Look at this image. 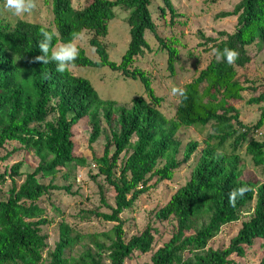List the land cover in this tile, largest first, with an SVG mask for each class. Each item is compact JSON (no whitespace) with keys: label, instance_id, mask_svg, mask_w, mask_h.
<instances>
[{"label":"trees","instance_id":"1","mask_svg":"<svg viewBox=\"0 0 264 264\" xmlns=\"http://www.w3.org/2000/svg\"><path fill=\"white\" fill-rule=\"evenodd\" d=\"M150 1L86 0L82 9L75 10L71 0H42L51 8L52 26L24 20L11 26L0 20V150L14 142L19 148L13 153L24 150L39 160L19 186L15 178L20 176L22 162L0 173V187L7 180L11 182L7 198H0V264H43L46 257L49 264H105L102 256L107 257L108 264H124L133 254L151 252L158 231L148 224L141 234L126 242L120 216L156 185L173 181L175 172L195 154L199 143L192 141L184 146L182 160L177 159L182 146L177 133L183 127H209L211 133L189 180L152 213L159 223L173 220L175 232L146 264H232V256L243 258L248 249L255 248L262 249L259 264H264V183L244 175V160L238 154L247 142L245 156L263 171L264 178V141H247L252 132L264 126V90L238 75V69H245L253 60L248 48L264 50V0H235L231 11L216 15V20H237L233 33L218 32L216 37L200 33L198 46L211 52V59L184 85V95L179 94L171 119L160 112L162 99L155 95L147 73L133 66L144 50H150L145 40L148 32L157 41L158 50L166 52L167 70L170 77L175 76L179 42L174 36L163 38L158 34L148 8ZM159 1L156 13L162 20L168 14L172 28L181 15L171 0ZM115 8L129 13V43L119 63L110 61L98 40L108 36ZM41 29L54 34L50 51L59 44L72 43L83 32H92L89 45L98 61H92L78 48L74 67L108 68L138 81L149 101L139 96L129 109L118 107L114 101L102 100L88 80L75 77L69 69L58 73L54 63L35 61L41 55L37 46L43 39ZM225 48L238 53L234 63L217 60L213 50L222 52ZM249 91L257 95L247 103L263 105L258 121L251 127L240 121L236 109L243 101L242 94ZM101 119L109 134L103 132ZM82 120H87L90 128L89 146L105 137L101 156L92 161L96 177H102L113 188L115 197L114 207L107 206L109 213L81 210L78 218L102 220L114 226L109 232L89 235L85 240L61 222L59 239L46 253L49 245L42 228L51 220L39 203L55 191L70 192V186L54 184L58 174L68 181L71 167L86 166L84 158L74 155L73 129ZM46 179L48 184L41 182ZM241 186L248 191L230 203L229 193ZM99 189L101 202L106 205ZM251 203L249 220L241 224L229 245L208 248L221 228L238 222ZM55 211L60 212L57 208ZM83 242L82 253L71 255Z\"/></svg>","mask_w":264,"mask_h":264},{"label":"rangeland","instance_id":"2","mask_svg":"<svg viewBox=\"0 0 264 264\" xmlns=\"http://www.w3.org/2000/svg\"><path fill=\"white\" fill-rule=\"evenodd\" d=\"M35 7L31 13L24 16H14L3 8V0H0V20L14 26L18 21L24 20L31 23L52 26L53 15L51 8L46 6L42 0H33ZM75 10L84 7L86 0H71ZM173 7L181 15L176 19L171 28L169 26V15L162 20L157 15V10L161 3L159 0H151L148 6L157 25L158 34L165 38L174 36L179 45L176 47L179 57L175 66V76L170 77L167 70V54L158 50V43L150 33L145 34V40L149 51L144 50L141 57H138L134 67L147 73L151 87L157 97L162 99L160 112L171 119L175 112L179 94L173 95L172 89H183L184 85L189 83L198 73L203 70L211 59V52H204L198 46L201 43L200 33L205 37H216L218 32L231 34L235 31L237 20L235 18L219 19L215 17L219 13L231 11L235 5V0H171ZM115 18L109 25V33L105 38H98L104 45L110 61L119 63L124 53L127 51L129 43V29L127 26L128 11L123 8H115ZM94 37L92 32H83L72 43L79 49L84 50L86 56L92 61H98L94 49L89 45V41ZM63 44H59L56 48ZM55 48V49H56ZM249 54L253 57L252 62L245 69H238L240 78L245 77L253 86H258L264 90V50L258 51L256 47L248 48ZM70 72L75 77L88 80L102 100L114 101L118 107L129 109L134 98L143 96V86L138 81L123 77L120 73L112 72L108 68L93 67H70ZM243 101L236 106L240 113V121L246 126H254L259 119L260 110L263 105H249L247 101L256 96L253 92L243 93ZM144 97V96H143ZM146 101L148 98L144 97ZM101 128L105 134H109L106 125L101 119ZM209 127L204 128H181L177 133V139L181 142V151L178 155V161L182 160V151L184 146L192 141L199 143V148L191 157L187 164L182 165L174 175L171 182H163L156 185L155 189L149 191L146 195L140 197L130 210H126L120 216L124 223V239L127 242L132 236L141 234L148 224L152 225L158 232L155 235V241L151 252L147 254H133L131 260L124 264H146L149 263L152 254L166 243L175 232V222L159 223L153 217L152 213L162 208L174 192L183 186L190 178V175L197 163L199 154L204 148V141L210 135ZM90 128L87 120L80 121L73 129L74 155L84 158L85 167H71L68 181H64L62 174H58L54 184L59 187L70 186V192L58 190L46 196L39 203L40 207L46 210L47 218L51 220L50 224L42 228V232L47 237L49 245L48 252L53 250L55 243L59 239L58 226L61 222L68 224L73 233L86 237L97 233L109 232L114 224L103 222L102 220L82 221L78 218L81 210H96L99 213H109L108 207H114L115 192L112 187L107 185L102 177H96L97 169L93 164V157H100L105 137L102 135L92 146H89ZM264 141V126L250 134V139ZM247 144V142H246ZM243 146L238 154L244 160L243 171L246 177H251L260 183H264L263 171L255 168L250 158L245 156ZM19 148V145L10 142L0 150V173L8 171L9 168L19 162H22L20 176L15 178L17 186L23 183L26 174L33 172L38 164V159L33 153H26L20 150L13 153V149ZM42 183L48 184L49 180H42ZM154 183V182H153ZM106 205L101 202L100 189ZM11 188V182L7 180L6 184L0 187V198H7V193ZM55 208L59 209L57 213ZM253 208V203L248 205L240 216L238 222L222 227L219 234L209 242L208 248L213 250L226 248L233 237L236 236L241 228V224L249 220ZM83 244L76 246L71 255L78 256L83 251ZM262 249H248L243 258L232 256V264H259L261 260ZM68 255V253H67ZM103 262L108 264L107 257L102 256ZM43 264H49L48 258H44Z\"/></svg>","mask_w":264,"mask_h":264},{"label":"clouds","instance_id":"3","mask_svg":"<svg viewBox=\"0 0 264 264\" xmlns=\"http://www.w3.org/2000/svg\"><path fill=\"white\" fill-rule=\"evenodd\" d=\"M35 7L33 0H3V8L14 16H24L33 10ZM40 34L43 37L38 43V48L41 55L36 56L34 59L37 62H41L43 65L48 63L55 64V70L58 73H65L70 67L75 66V61L79 56V49L71 42L63 44L51 50V44L53 40V33L45 29L40 30ZM216 54L217 60L223 59L228 64H232L236 61L238 53L235 50L225 48L222 52L220 50H213ZM172 94L184 95L183 90L178 88L172 89ZM248 191L246 187H239L233 189L229 193V202L235 203L236 199L243 197Z\"/></svg>","mask_w":264,"mask_h":264}]
</instances>
